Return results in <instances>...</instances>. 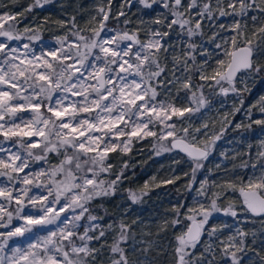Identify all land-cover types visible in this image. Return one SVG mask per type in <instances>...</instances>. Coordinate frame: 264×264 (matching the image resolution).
I'll return each mask as SVG.
<instances>
[{"label": "snow or ice", "instance_id": "6c2138e0", "mask_svg": "<svg viewBox=\"0 0 264 264\" xmlns=\"http://www.w3.org/2000/svg\"><path fill=\"white\" fill-rule=\"evenodd\" d=\"M44 2L47 3L48 0H44ZM139 2L146 8L159 4L166 9L167 15L162 13L161 18L156 19L153 23L162 25L169 31H163L160 28L149 29L150 39L147 42H141L136 35H131L127 31L117 32L113 36L102 38L101 31L105 28L103 21L108 20L109 17L108 13L101 8L100 12L103 13V19L100 22L99 29L90 28L87 30L91 35L80 34L85 31L84 29H79L73 33L78 43L70 45L67 52L63 46V41L67 39V36L58 37L57 40L61 45L60 49L49 51L42 56L33 54L31 59L27 58V52L21 54L24 56V59H21L20 55H17L19 49L12 47L9 43L19 41L21 35L17 32L16 25L9 24L8 28L5 29L2 21L15 20V16L8 13L0 15V37L4 38L0 40V86H7V90L0 88V121H4L5 116L9 117V120H13L17 117V113L29 109L34 112L33 118L27 122L21 118V123H15L14 120L10 124L8 121L0 123V135H3L5 140L18 137L16 144L22 150L11 152L10 149L0 147V152L8 153L7 158L0 157V177H5L7 181L13 183V188H9L7 185L0 187V198H2L0 199V229H4V231H0V264H94L96 254L100 249L91 247V243L101 241L102 238L106 237L108 231H115V228L112 224L104 228L97 223L103 217L92 214L87 205L98 197L113 195L116 186L122 180L123 168L128 167L125 162L123 168L116 174L115 179H98L101 173H110L113 168V165L106 163L108 153L115 152L117 148H120L121 152L127 153L130 151L128 144L132 137L141 139L156 137L159 141L169 140L170 138L168 144H160L159 151L179 150L185 153L192 164L191 172L194 181L197 171L204 168V161L209 157L215 142L223 135L225 127H221L218 133L210 135L207 123L194 128L192 131H189L191 125L177 128L175 122L167 123V121L172 120L173 116L177 118L184 117L185 113L199 111V107L196 109L190 107L179 108L171 103L166 104L165 101L156 100L158 93L152 82L165 71L159 62L158 53L161 50L167 51L162 41L170 34L173 25H177L182 32L191 38L194 35L202 34V20L214 19L216 13L219 16L238 15L243 17L252 9H258L261 13H264V6L258 4L257 0H227L226 4L225 0H215V4L212 3V0H188L186 4L183 0H151V2L149 0H139ZM35 6L42 7L41 0H35ZM31 8L32 6H29L28 11H31ZM227 9H231V12ZM120 15H124V13L121 12ZM169 15L172 19L167 22ZM251 19L255 23L257 17L253 16ZM128 22V20L124 21L125 24ZM73 27H76V25L73 24ZM221 27L223 28V25ZM245 29H247V24L242 27L240 21H236L233 25V31L236 32V35L231 38V45L236 46L237 36H239L244 38V46L238 47L230 53L225 52V55L231 56V62L226 65L227 70L215 71L212 76L201 74L200 79H212L218 85L223 81L235 91L234 79L241 70L253 75L264 72V65L254 64L252 59L254 52L264 54V46H261L264 44V24L256 28L252 33V38L247 37ZM29 31H32V29L27 27L24 29V32ZM258 34L260 41L253 47V39ZM28 39L35 40L39 37L29 36ZM125 41L131 43L125 44ZM225 43H228V41H225ZM133 44L139 45L134 52ZM113 45L115 47H112ZM216 46L217 48L221 47L220 44ZM188 47L195 51L197 45L193 43L189 44ZM23 48L29 52L31 51L28 44H24ZM72 48H75L74 55L71 54ZM94 50L98 51L94 52ZM58 51L61 53L59 56ZM186 55L195 60V57L191 56L190 53H186ZM45 56H51L53 60H57L60 65L59 69L54 68L53 64L44 58ZM125 57H129V59H125ZM70 59L73 62L65 65L64 62ZM16 60H19L20 63H15ZM98 61L102 62L103 66H98ZM217 63L219 65L225 64L223 60H219ZM21 65L25 66L21 67ZM113 65L116 68H113ZM28 66H32L31 72L26 75V73H29ZM41 66L46 69L45 72L36 71V68ZM89 69L91 71H88ZM200 71L203 73V66H201ZM85 73H87V77L95 79L97 83L86 84L85 79H82ZM53 76H55V79H53ZM129 76L133 77L130 81ZM136 77H139V80ZM21 78L23 79L21 80ZM39 81L44 83L38 84ZM106 85L108 86L106 87ZM37 87H39V91H36ZM183 87L190 89L192 85L190 82H185ZM200 87H203V85ZM28 89H32V93L22 95V92ZM89 89L95 93L96 98H89ZM220 91L226 95L229 88L221 86ZM57 92L82 96L83 100L80 102L79 107L76 104L65 106L64 100L67 97L62 95L53 104V94ZM115 93H119V95H115ZM42 95L44 99L49 101V104L45 107L51 113V117L45 118L40 112L43 104V100L40 99ZM192 97L199 106H204L203 95L197 98L193 93ZM20 101H23V103H20ZM33 101L36 102L33 103ZM138 101H141V103H138ZM69 108H71V111H69ZM236 111H239V109H236ZM260 111L264 112V107H261ZM93 112H95V117L90 115L89 118L77 119L78 113L91 114ZM113 113L117 114L113 115ZM52 117L55 119H52ZM66 117H68L67 120H65ZM133 117L136 119L133 120ZM145 117L147 118L145 119ZM57 121H60V123L57 124ZM129 121H131V124H129ZM121 122L125 125V128L130 127L131 131L126 132L125 128H119L118 125ZM156 122L163 125L159 136H157L156 131L149 128V125L154 127ZM41 123L44 127L33 130V125ZM226 123L229 122L225 121V125ZM253 123L264 125V120L258 119ZM49 125L51 127H48ZM46 127L48 128L47 133L45 132ZM240 127L241 125H236V128ZM247 127L251 128V124ZM65 129L69 131L65 132ZM95 133H101V135H95ZM141 133L143 134L141 135ZM51 135L56 137L57 142L49 139ZM125 135L129 137L127 141L113 142L114 140L119 141V137ZM34 136L42 137L43 140H24V137L31 138ZM201 136L203 139L200 138ZM101 144L104 145L102 149ZM41 145H43L42 150L45 155L34 154L33 149L39 148ZM61 149H63L65 158L51 172V177L54 178L57 173L65 172V164L73 165L74 163L75 170L83 173L81 183L75 182L77 176L72 168H69L66 174L67 177L71 178L72 183L65 184L64 181L52 180V183L57 187L53 200L48 199L49 196L53 195L52 189L48 190L47 196H29L31 189L24 187L15 190L16 194L14 195L15 183L19 182L26 186L33 184L30 174L25 173L23 177L19 175L29 167L28 158L36 161L44 160L47 153L55 152L59 155ZM68 149L72 150L71 155L68 154ZM90 153L94 154L89 155ZM258 155L264 157V151ZM82 156L84 159H81ZM244 166H247L246 162ZM252 167L255 168L256 165L253 164ZM45 174L40 172L35 175L43 176ZM88 174H91L90 178ZM207 183V180L201 181V187L198 190L200 195L207 196V190L205 189ZM34 186L40 187L39 184ZM227 187L234 192L238 191L240 197H242L240 211L251 213L257 217H264V171L261 172L259 177L250 178L247 184L239 188L234 184H228ZM73 190L79 191L74 192L66 203H60L61 197L67 192H73ZM144 194L146 193L140 195L135 192L129 193L133 202L139 200L140 196ZM221 195L222 193L214 192L209 197L208 207L203 204L200 205L202 218L199 221H196L192 216L186 217L192 223L185 234L177 237L178 247L175 249L177 264H215L214 259L206 260L203 253L200 254V257H196L186 249L189 247L195 249L197 244L200 243L201 236L206 231L205 225L214 212L222 211L233 217L238 215L234 203L230 202L226 207H221L218 204ZM25 198H27V203H25ZM13 203L15 204L14 211L9 210ZM57 205H59L58 208ZM29 206L37 209V211L35 213L26 211ZM76 208L80 209L78 214H75ZM68 210L74 213L70 219L67 216ZM175 211L179 215V208ZM61 213H65V216L62 217ZM85 218L86 222L81 224L80 221ZM14 219L22 223L14 225ZM179 223L178 219L173 221V224ZM261 224L264 225V220L261 221ZM49 226H55V229L53 230ZM118 227L119 232L113 238V244L109 246L111 253L118 254V258L113 259L111 264H129L125 249L120 244L129 238L131 225L121 222ZM80 228H83V232L78 231ZM45 230L48 233L46 236L38 234L39 231ZM215 232L216 228H212L207 234L212 236ZM28 234L34 236L35 241L28 243L27 248L17 246L10 249V255L5 253V250L9 248L10 240L15 237L29 238ZM237 235L240 237L238 241L235 237H229V243L225 244L222 249L225 256L231 257V264H240L237 253L244 251V237L248 233L238 229ZM103 246L101 245V247ZM231 249H234V251H230ZM205 251L212 252V246H207ZM261 260L264 261V257H261Z\"/></svg>", "mask_w": 264, "mask_h": 264}, {"label": "trees", "instance_id": "16d2710c", "mask_svg": "<svg viewBox=\"0 0 264 264\" xmlns=\"http://www.w3.org/2000/svg\"><path fill=\"white\" fill-rule=\"evenodd\" d=\"M183 2L186 4L188 0ZM212 3L215 4V0H212ZM226 3L227 0H225ZM257 3L264 6V0H257ZM41 4L42 7L35 6V0H0V13L6 12L15 16V20L5 21L4 28L7 29L9 24H14L21 37L38 36L40 42L48 38L57 39L65 36L69 40H77L73 33L79 29H84L85 31L80 34L86 36L91 35L88 29H99L103 19L100 9L103 8L109 17L108 20L103 21L105 26H118L122 33L127 31L136 34L140 40L150 36L149 29L160 28L163 31H169L166 27L153 23L161 18L162 13L167 15V10L159 4H154L151 8H146L139 0H48L47 3L41 0ZM29 6H32L31 11H28ZM227 11L231 12V9ZM121 12L124 15H120ZM253 16L257 17L255 23L251 19ZM171 19L169 15L167 22ZM125 20L129 22L125 24ZM236 21H240L242 27L247 24L246 35L252 38L256 28L264 24V13L258 9L249 10L243 17L219 16L216 13L214 19H203L202 34L191 38L177 25H173L170 34L162 41L167 51L161 50L158 53L159 62L165 71L152 82L158 93L157 98L165 99L179 108L199 107V111L185 113L184 117L173 116L169 123L175 122L177 128L191 125L189 131L207 123L210 135L218 133L221 127H225L223 135L215 142L212 155L204 161V168L195 174V180L193 181L192 164L187 156L176 150L159 151L160 144H168L170 139L159 141L156 137L137 138L127 153L110 152L108 154V164L113 165V168L110 173H101L99 177L102 175L106 177V180L115 179L125 162L128 167L123 168L122 180L116 186L113 195L98 197L87 206L103 217L101 226L104 228L112 224L115 231H119L118 225L121 222L131 225L129 238L122 243L129 264H177L175 251L178 247L177 237L181 236L190 222L186 217L192 216L199 221L202 218V213L199 211L200 205L208 207L209 197L214 192L222 193L218 201L221 207H226L230 202L234 203L238 215L233 217L222 211L214 212L205 225L206 231L202 234L200 243L195 249L189 247L186 251L193 253L196 257H200L203 253L206 260L214 259L215 264H231V257L225 256L222 249L229 243V237H235L237 241L240 239L237 235L239 229L248 233L244 237V251L237 253L240 264H264L261 260V257H264V225L261 224L264 217L240 211L242 199L239 192H234L227 187L228 184H234L239 188L247 184L250 178L259 177L264 171V157L258 155L264 151L262 146L264 125L253 123L258 119L264 120V112L260 111V108L264 107V100H262L264 72L253 75L241 71L234 79L235 91L230 86H226L227 83L223 81L218 85L212 79H200L201 74L211 67V59L213 60L217 55L227 59L229 55H225L226 51L230 53L233 48L244 45V38L239 36H237L236 46L231 45V38L236 35L233 31ZM73 24L76 27H73ZM26 27L32 31L24 32ZM259 41L258 34L253 39V44L256 45ZM193 43L197 45L195 51L188 47ZM217 44L221 47L217 48ZM71 53L74 55L75 48L71 49ZM186 53L194 56L195 60L189 58ZM253 62L264 65V54H261L258 61L253 60ZM201 66H203V73L200 71ZM185 82H190L192 87L185 89L183 87ZM201 85L203 87H200ZM221 86L229 88L226 95L220 91ZM193 93L197 98L203 95L204 106H199L193 100ZM225 121L229 123L225 125ZM238 124L241 125L240 128H236ZM249 124L251 128L247 127ZM157 136H159L158 133ZM240 137L243 138V142L237 147L238 149H230L228 142ZM200 138L203 139L202 136ZM42 148L38 151L39 154H44ZM54 153L49 152L46 156L53 159ZM172 153L177 154L178 157H173ZM68 154H72L71 149H68ZM64 158L61 149L54 160L57 163L56 167ZM245 162L247 166H244ZM253 164L256 165L255 168L252 167ZM64 168L62 181L65 182L68 180L66 173L69 168L77 171L74 163L73 165L65 164ZM204 180L208 182L205 185L207 196L201 195L196 201L201 181ZM130 192L138 195L146 194L133 202L130 199ZM177 208H179V215L175 211ZM177 219L180 223L173 224V221ZM212 228H216V232L209 236L207 233ZM113 232L108 231L106 235L112 236ZM103 239L105 238L92 243L94 248L100 249V256L110 254L111 238L105 239L106 242H103ZM101 245L104 246L101 247ZM209 245L212 246V252L205 251ZM100 258H96L94 264H111L112 262L100 260Z\"/></svg>", "mask_w": 264, "mask_h": 264}, {"label": "rangeland", "instance_id": "374dc122", "mask_svg": "<svg viewBox=\"0 0 264 264\" xmlns=\"http://www.w3.org/2000/svg\"><path fill=\"white\" fill-rule=\"evenodd\" d=\"M4 13L6 12H1L0 15H3ZM3 24H5V21H2ZM117 32H120L122 33L120 27L118 26H105L104 30L101 31V37L102 38H107V37H110V36H113L115 35ZM136 35V34H134ZM4 38L0 37V40H3ZM150 39V36L146 37V39L144 40H141V42H147L148 40ZM10 45L12 47H15L17 49H19V53H17V55H20V58L21 59H24V56L21 55L22 53H25L27 52L28 53V56L27 58L28 59H31L33 54L35 56H42L44 53H47L49 51H53V50H58L60 49L61 45L60 43L58 42V40L56 38H51V39H46L45 41L43 42H40L39 39H35V40H29L27 37H21V39L19 41H11L9 42ZM75 43H78L77 40H69V39H66L63 41V46H64V49L65 51L67 52V50H69V45H73ZM125 44L127 43H131L130 41H125L124 42ZM24 44H28L31 51L29 52L27 49H24L23 48V45ZM123 46V45H122ZM253 47H255L256 45H252ZM112 47H115V45H113ZM139 45H135L133 44V52L136 51L138 49ZM98 50H94V52H96ZM231 52V51H230ZM58 56L61 55V53L58 51L57 52ZM72 54V53H71ZM73 55V54H72ZM261 57V54H258L256 52H254L253 54V57L252 59L255 61L258 59H260ZM45 59H48L52 64H53V67L56 68L57 70L59 69L60 65H59V62L57 60H53V58L51 56H45L44 57ZM125 59H129V57H125ZM219 60H223L225 62L224 65H219L217 63V61ZM228 61H229V57L227 59H225L222 55H217V57H214V59L212 60L211 59V62H212V65L211 67H209L206 71H204V74L205 76H212L214 75V72L215 71H225L226 70V65L228 64ZM15 63L19 64L20 61L19 60H16L14 61ZM73 61L70 59V60H67L65 61V65L68 64V63H72ZM97 65L98 66H103L102 65V62L98 61L97 62ZM25 65H21V67H24ZM79 66V65H77ZM29 67V73H26V75L30 74L31 72V67L32 66H28ZM113 68H116L115 65L112 66ZM36 71L37 72H45L46 69H44L42 66L39 67V68H36ZM88 71H91V69H89ZM239 74V73H238ZM237 74V75H238ZM123 75V74H122ZM77 76H79V74H77ZM133 77L129 76V81L132 79ZM236 78V77H235ZM23 78H21L22 80ZM33 79H35V77H33ZM53 79H55V76H53ZM82 79H85V83L86 84H96V80L95 79H92L90 77H87V73H85V76L82 77ZM137 80H139V77H136ZM215 81V80H214ZM44 82L43 81H39L38 84H43ZM108 85H106L107 87ZM226 86L229 87V85L227 84ZM0 88H3L4 90H7V86H0ZM12 91H15V90H12ZM36 91H39V87L36 88ZM126 91H128L126 89ZM138 91V90H136ZM32 93V89H28L27 91L25 92H22V95H30ZM66 96L67 98L64 100V105L65 106H68V105H71V104H76L77 107H79L80 105V102L83 100V97L82 96H73L71 93H62V92H57V93H54L53 94V100H52V103L54 104L55 103V100L57 98H59L60 96ZM88 95H89V98L90 99H93V98H96L95 97V93H93L91 91V89H89V92H88ZM115 95H119V93H115ZM41 100H43V104L41 105V108H40V112L43 114V117L47 118V117H51V113H49L47 111V108L45 107V105H48L49 104V101H47L46 99H44L43 95L40 97ZM111 99V98H109ZM157 101H165V103H170L168 101H166L165 99H158L156 98ZM36 101H33V103H35ZM20 103H23V101H20ZM107 103V102H106ZM138 103H141V101H138ZM172 104V103H171ZM174 105V104H173ZM175 106V105H174ZM69 111H71V108H69ZM97 111H99L97 109ZM117 113H113V115H116ZM91 115V117H95V112L89 114V113H78L77 115V119H82V118H89V116ZM34 116V112L29 109V110H26V111H23V112H20V113H17V117L13 118L14 122L15 123H21V118L23 119V121L27 122L29 120H31ZM147 117H145L146 119ZM52 119H55L54 117H52ZM68 117L65 118V120H67ZM125 119H127V117H125ZM136 118L133 117V120H135ZM13 120H9V117L5 116V120L4 121H0V123H5V121H8V123H12ZM170 121H167V123H169ZM60 121H57V124H59ZM129 124H131V121H129ZM23 127V125H22ZM40 127H44V125L41 123V124H38V125H33V130L35 129H38ZM48 127H51V125H49ZM119 128H125V125L121 122L119 125H118ZM163 127V125H161L159 122H156L155 123V126L153 127V125H149V128L156 131L158 133V135H160V132H161V128ZM27 130V129H25ZM65 132L69 131L68 129H65L64 130ZM106 131V129H105ZM125 131L126 132H130L131 131V128L128 127V128H125ZM45 132L47 133L48 132V128L46 127L45 128ZM143 133H141L142 135ZM95 135H101V133H95ZM139 137H132L131 138V141L130 143L128 144V147L129 149H131V147L133 146L134 144V140L137 139ZM19 139L18 137H12L11 139L9 140H5L4 136L3 135H0V147H3L5 149H10L11 152H17V151H22L19 147L18 144H16V140ZM34 140V141H42L43 138L42 137H37V136H34V137H24V140ZM50 140H52L53 142H57L56 141V137L54 135H51L49 137ZM129 139V137L127 135L125 136H122V137H119V141H116L114 140L113 142H123V141H127ZM170 139V138H169ZM243 142V138L240 137V138H237V139H234V141H229L228 142V145H229V148L230 149H238L237 147H239ZM244 142H245V137H244ZM103 144H101V149L103 148ZM41 147H43V145H41ZM35 148L33 149V152L34 154H37V155H44V154H39L38 151L40 150V148ZM63 150V149H62ZM115 152H121L120 151V148H117V150ZM212 152L213 150L211 151L210 155H212ZM110 153V152H109ZM108 153V154H109ZM23 154V153H22ZM94 153H90L89 155H93ZM7 155L8 153L7 152H0V157L2 158H7ZM58 156L57 153H54L53 154V159H49V157L46 156V159L44 160H40V161H36L32 158H28V162H29V167L25 169V172L24 173H20L19 175L21 177H23L25 175V173H28L30 174V178L33 180V184L32 185H23L22 183H15V186H14V195L16 194V191L17 189H22L24 187H29L31 190L29 192V196H32V195H36V196H47L48 195V190L49 189H52V192H53V195L52 196H49L48 199L49 200H53L55 198V194H56V191H57V187L55 184L52 183V180L55 179L56 181H62V176H63V173H57V175L52 178L51 177V172L55 169V167L57 166V163L54 162L55 158ZM172 156L173 157H178L177 154L175 153H172ZM81 159H84V157L82 156ZM106 163L108 164V158H107V161ZM40 172H44L46 173L45 175L43 176H36L35 174L36 173H40ZM75 175L77 176V180L75 181L76 183H81L82 182V177H83V173H78V172H75ZM15 175V174H14ZM89 175V178L91 177V174H88ZM98 179H105L106 180V177L105 176H100L98 177ZM65 184H70L72 183V180L71 178L68 177V180H66L64 182ZM36 184H39L40 187L37 188L35 187L34 185ZM7 185V187L9 188H13V183L12 182H9L7 181V179L5 177H0V187H3ZM200 189V188H199ZM76 191H79V190H73V192H67L64 194V196L61 197V201L60 203H66L67 201L70 200L71 196L74 194V192ZM199 194V193H198ZM201 197V195L199 194V196L196 197V201H198V198ZM2 199V198H0ZM25 203H27V198H25ZM206 207V205H204ZM57 208L59 207V205L56 206ZM88 207V206H87ZM14 208H15V204L13 203V205L9 208V210H12L14 211ZM90 209V208H89ZM26 211H31L33 213H35L37 211V209H33L31 208L30 206L26 209ZM80 211L79 208H76L75 209V214H78ZM90 211L92 212V214L94 215H97L98 217H100L97 212L95 210H91ZM199 211H200V208H199ZM74 213L71 211V210H68L67 211V216L68 218L70 219L71 216L73 215ZM61 216L64 217L65 216V213H61ZM164 218V217H163ZM86 222V218L85 219H82L80 221L81 224H84ZM101 220H98L97 223H99L101 225ZM19 223H22L21 221H17V220H13V224L14 225H18ZM49 228H52L53 230L55 229V226H49ZM0 231H4V229H0ZM78 231L80 232H83V228H80ZM184 231H185V228L183 230V232L181 233L184 234ZM109 232H113V231H109ZM119 231H114L112 236L110 235H106V237H104L105 239H108V238H111L110 240V244L109 245H112L113 244V238L118 234ZM40 236H46L48 233L47 231H39L38 233ZM29 238H25V237H15L13 238L12 240L9 241V248L5 250V253L10 255L11 252H10V249L11 248H14V247H21V248H27V245L28 243L30 242H34L35 241V237L32 236L31 234H28ZM113 237V238H112ZM103 239V242H106V240ZM125 242V241H123ZM120 244V246L123 248L122 246V243ZM77 243H79V241H77ZM93 243V242H92ZM92 243H91V247H94L92 246ZM98 249V247H96ZM109 252L110 254H107L106 256H100V251L96 254V258H100V260L104 259V260H107L108 262L113 259H117L118 258V254L114 255L111 253L110 249H109Z\"/></svg>", "mask_w": 264, "mask_h": 264}, {"label": "water", "instance_id": "95a60500", "mask_svg": "<svg viewBox=\"0 0 264 264\" xmlns=\"http://www.w3.org/2000/svg\"><path fill=\"white\" fill-rule=\"evenodd\" d=\"M129 34H131V35H134L133 33H130V32H128ZM244 46V45H243ZM243 46H238V47H243ZM238 47H235V48H233L232 50H231V52L232 51H235L236 50V48H238ZM231 62V56H229V61H228V63H230ZM227 70V69H226ZM225 70V71H226ZM237 75V74H236ZM97 82V81H96ZM176 151H178V152H180V153H182V154H184L185 156H186V154L185 153H183V152H181V151H179V150H176ZM241 199H242V197H241ZM249 214H251V213H249ZM252 215V214H251ZM197 221V220H196ZM191 221L188 223V225L186 226V228H185V231H184V234L187 232V228L191 225Z\"/></svg>", "mask_w": 264, "mask_h": 264}, {"label": "flooded vegetation", "instance_id": "af4514ba", "mask_svg": "<svg viewBox=\"0 0 264 264\" xmlns=\"http://www.w3.org/2000/svg\"><path fill=\"white\" fill-rule=\"evenodd\" d=\"M241 71H243V70H241ZM241 71H240V72H241ZM240 72H238V73H240ZM238 73H237V74H238Z\"/></svg>", "mask_w": 264, "mask_h": 264}]
</instances>
